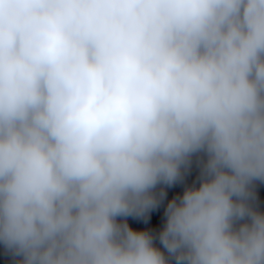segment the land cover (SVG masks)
<instances>
[{
	"label": "clouds",
	"instance_id": "9594fccd",
	"mask_svg": "<svg viewBox=\"0 0 264 264\" xmlns=\"http://www.w3.org/2000/svg\"><path fill=\"white\" fill-rule=\"evenodd\" d=\"M258 184L264 0H0V264H264Z\"/></svg>",
	"mask_w": 264,
	"mask_h": 264
},
{
	"label": "water",
	"instance_id": "95a60500",
	"mask_svg": "<svg viewBox=\"0 0 264 264\" xmlns=\"http://www.w3.org/2000/svg\"><path fill=\"white\" fill-rule=\"evenodd\" d=\"M200 179H201V177L199 174V169L198 168H190L189 171L187 172L183 182H181L177 185L171 186V187H165V191H166L167 195L165 196L160 208L155 212V214L152 215L151 219L145 223L144 227L146 229H149V225L154 223L158 218V220H159L158 228L149 229L153 232L154 236L157 235L158 231L160 229H162L163 224H164L165 219H166L163 215V209L166 207L168 200L181 196L186 187L198 186L200 183ZM261 188H264V184H258L257 190L259 191ZM255 207L259 211L264 212V197H259L257 199ZM129 222H130V224L136 223L135 221H129ZM137 226L139 227V224H137Z\"/></svg>",
	"mask_w": 264,
	"mask_h": 264
}]
</instances>
